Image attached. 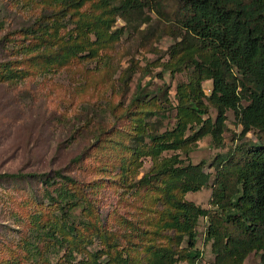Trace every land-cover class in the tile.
I'll list each match as a JSON object with an SVG mask.
<instances>
[{
    "label": "trees",
    "instance_id": "trees-1",
    "mask_svg": "<svg viewBox=\"0 0 264 264\" xmlns=\"http://www.w3.org/2000/svg\"><path fill=\"white\" fill-rule=\"evenodd\" d=\"M44 1L48 11L45 8L32 24L11 32L17 37H7L16 43L15 57L0 62V80L30 78L111 58L123 35V29L114 30L117 20H149L147 11L169 22V34L177 39L169 47V59L160 63L163 70L185 73L187 79L177 85V103L170 99L168 87L159 92L139 89L126 107L111 102L114 124L110 129L101 127L92 144L94 151L89 148L88 155L97 159L104 180L125 186L129 193L125 248L111 241L116 231L108 230L110 215L101 217L99 204L87 190L89 183L59 170L0 172V179L38 178L60 210L62 227L38 215L34 232L50 248L66 240L58 232L60 227L80 240L74 210L83 203L87 212L83 227L103 235L107 248L94 253L91 264H196L202 254L196 228L205 217L212 264H245L252 253L260 254L264 264V0ZM208 80L212 88L207 94L203 83ZM211 106L217 111L214 119ZM173 109L175 125L162 131ZM230 110L242 126L236 138L253 132L258 141L218 153L211 163L214 173L203 171L200 163L199 175H187L180 153L188 158L207 135L223 146ZM168 151L177 153L163 155ZM83 155L75 161H83ZM148 157L153 164L138 178ZM211 178L209 208L186 199L188 192L201 190ZM23 245L30 254L42 253L30 239ZM21 262L18 258L9 264Z\"/></svg>",
    "mask_w": 264,
    "mask_h": 264
},
{
    "label": "rangeland",
    "instance_id": "rangeland-1",
    "mask_svg": "<svg viewBox=\"0 0 264 264\" xmlns=\"http://www.w3.org/2000/svg\"><path fill=\"white\" fill-rule=\"evenodd\" d=\"M43 10H49L44 0H0V62L15 57L12 53L16 43L7 37L15 38L17 34L11 32L32 24ZM147 14L151 17L149 20H117L114 30L123 29V35L111 58L30 78L0 80V172L59 170L89 183L87 190L99 204L101 217L106 219L110 215L108 230L116 231L110 239L117 241L121 248H125V198H129V193L125 186L104 180L106 176L97 170V159L88 155L89 148L92 153L95 149L92 144L101 127L110 129L114 124L111 102H121L126 107L139 89L159 92L168 87L170 99L177 103V85L187 79L185 73L173 75L163 70L160 63L169 59V47L177 39L169 34V22L153 11ZM127 73H130L128 79ZM203 87L210 93L212 81H205ZM175 115L176 110H171L164 119L162 131L175 125ZM210 115L213 119L217 116L213 106ZM241 129L234 111L230 110L223 146L216 145L212 136L207 135L188 158L180 153L186 174L199 175L196 165L200 163L204 164L203 171L214 173L211 163L218 153H228L242 142L246 145L258 141L253 132L242 139L236 138ZM79 155L84 156L81 162L75 161ZM152 164L153 159L145 158L138 178ZM211 182L212 178L201 190L188 192L186 199L209 208ZM74 214L75 223L82 231L80 240L61 228L60 210L52 205L46 186L38 178L0 179V264L18 261V258L21 264H91L94 253L107 249L104 236L83 227L82 221L87 218L83 203L75 208ZM38 215L61 225L58 232L66 238L62 246L50 248L47 240L34 232ZM207 225V218L201 217L196 229L197 247L202 254L196 264H212L214 259L211 242L206 241ZM29 239L38 244L41 254L38 250L30 254L25 249L23 243ZM101 256L106 257V253ZM260 260V254L252 253L245 264H260Z\"/></svg>",
    "mask_w": 264,
    "mask_h": 264
}]
</instances>
